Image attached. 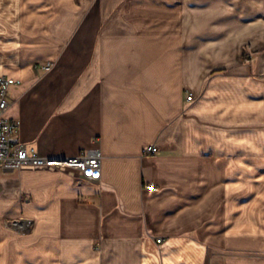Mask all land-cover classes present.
<instances>
[{"label": "crops", "instance_id": "0c3cea01", "mask_svg": "<svg viewBox=\"0 0 264 264\" xmlns=\"http://www.w3.org/2000/svg\"><path fill=\"white\" fill-rule=\"evenodd\" d=\"M1 75L23 143L102 173L0 167L34 228L0 264H264V0H0Z\"/></svg>", "mask_w": 264, "mask_h": 264}, {"label": "built area", "instance_id": "2783aa9c", "mask_svg": "<svg viewBox=\"0 0 264 264\" xmlns=\"http://www.w3.org/2000/svg\"><path fill=\"white\" fill-rule=\"evenodd\" d=\"M44 68L49 70L51 64L45 65ZM19 83H21L20 79L6 75L0 76V167L4 171L26 167L73 169L90 180H99L102 173V156L98 149L83 150L76 156L65 158L47 157L41 156L21 141L19 137L21 121L7 115L10 107L9 90ZM187 99L193 100V94H188ZM157 150V146L151 145L145 149V153H155ZM150 188L153 189L154 186ZM158 241L160 242L161 239Z\"/></svg>", "mask_w": 264, "mask_h": 264}, {"label": "rangeland", "instance_id": "374dc122", "mask_svg": "<svg viewBox=\"0 0 264 264\" xmlns=\"http://www.w3.org/2000/svg\"><path fill=\"white\" fill-rule=\"evenodd\" d=\"M232 18L236 19L235 15H232ZM235 22V20H234ZM233 32H237L236 30H233ZM239 32V31H238ZM252 48L250 47H245L244 52H243V59L250 61L252 58ZM191 94V93H188ZM36 169H41L37 167H26L23 169H16V170H36ZM14 170H9V171H3V173H10L13 172ZM0 222L1 225L6 228L7 230L16 232L20 234L21 236H26L29 235L33 231V223L32 219L29 217H26L24 213L21 212L16 207H9L2 209L0 208Z\"/></svg>", "mask_w": 264, "mask_h": 264}]
</instances>
